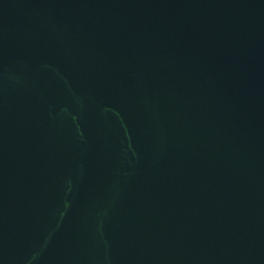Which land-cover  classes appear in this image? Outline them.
<instances>
[{
    "label": "water",
    "instance_id": "1",
    "mask_svg": "<svg viewBox=\"0 0 264 264\" xmlns=\"http://www.w3.org/2000/svg\"><path fill=\"white\" fill-rule=\"evenodd\" d=\"M0 264H264V0H0Z\"/></svg>",
    "mask_w": 264,
    "mask_h": 264
}]
</instances>
